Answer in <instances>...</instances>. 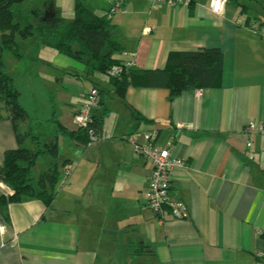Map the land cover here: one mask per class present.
Masks as SVG:
<instances>
[{
    "label": "crops",
    "instance_id": "1",
    "mask_svg": "<svg viewBox=\"0 0 264 264\" xmlns=\"http://www.w3.org/2000/svg\"><path fill=\"white\" fill-rule=\"evenodd\" d=\"M83 2L99 15L112 9L107 0ZM211 3L153 8V0H123L111 22L137 70L123 98L108 78L87 80L83 65L55 50L53 63L33 59L56 74L62 88L53 103L67 106L56 111L70 132L78 129L85 83L104 90L95 112L100 140L61 138L58 157L42 158L39 176L55 164L61 174L53 207L27 200L10 204L8 218L0 214V264H264V134L244 133L250 123L264 124V0H227L221 14ZM201 48L224 55L216 87L172 102L168 89L146 87L142 72L164 70L172 52ZM0 117L2 167L19 142L2 102ZM154 130L157 145L186 162L172 174V194L187 204L188 220L161 221L145 205L152 167L122 137L143 141Z\"/></svg>",
    "mask_w": 264,
    "mask_h": 264
},
{
    "label": "trees",
    "instance_id": "2",
    "mask_svg": "<svg viewBox=\"0 0 264 264\" xmlns=\"http://www.w3.org/2000/svg\"><path fill=\"white\" fill-rule=\"evenodd\" d=\"M229 1L239 4V0ZM196 3L197 0H193L191 6ZM109 14L99 15L88 9L83 1L77 0L75 18L69 22L61 18V13L50 2L40 10L36 0H0V102L5 104L19 142L16 150L6 152L4 164L0 167V181L9 189L7 194L0 193V214L7 218L8 207L13 203L40 200L47 208H52L61 174L55 164L36 178L34 169L37 163L42 158L54 160L58 157L61 138L88 145L90 137L83 128H78L76 132L68 131L60 122L52 102L48 110L44 109L48 113L46 118L38 113L33 117L25 103L27 88L21 87L20 81H25L29 88L36 91L44 88L43 82L38 73L34 78L22 80L19 75L9 74L3 62L4 55L9 51L17 60H22L25 58V47L31 43L37 48L53 49L83 65L87 80L96 83L92 80L96 74L108 78L115 92L123 98L131 84L130 78L137 70L135 67L125 70L118 77L109 75L110 70L122 62L117 56L125 52L114 33ZM223 68L224 55L220 49L201 48L172 52L164 70L142 73L146 75V87L168 89L172 102L185 91L216 87ZM94 87L98 89V86ZM98 90L102 107L105 92ZM101 122L93 116L91 127L99 137ZM27 123H30L29 130L23 131L22 126ZM261 237L264 239V234Z\"/></svg>",
    "mask_w": 264,
    "mask_h": 264
},
{
    "label": "built area",
    "instance_id": "3",
    "mask_svg": "<svg viewBox=\"0 0 264 264\" xmlns=\"http://www.w3.org/2000/svg\"><path fill=\"white\" fill-rule=\"evenodd\" d=\"M112 4L109 14L111 19L115 13L123 9V0H107ZM227 0H212L211 10L214 14L223 12ZM193 0H153V8L159 6L184 7L189 8ZM253 28H259L254 24ZM121 64L114 66L109 75L118 77L125 70L136 67V56L129 52L121 54ZM101 108V96L96 87H91L85 95V101L76 112L74 122L77 128H83L88 131L90 141L88 146L96 144L100 137L96 130L91 127L95 112ZM247 135L264 134V124L250 123L244 130ZM159 132L154 130L143 134V141H140L138 135L124 136L122 140L129 141L133 147L135 157L144 159L151 167L152 174L148 183V191L145 198V205L161 221L169 218L185 221L190 218V212L187 204L172 193V174L175 170L186 167V162L177 158L173 154L171 146L161 147L157 145ZM251 146V143L248 145ZM69 171V170H68ZM70 173L67 172V175ZM66 175V176H67ZM8 190V191H7ZM9 189L0 181V193L7 194ZM6 227L2 228L4 232Z\"/></svg>",
    "mask_w": 264,
    "mask_h": 264
},
{
    "label": "rangeland",
    "instance_id": "4",
    "mask_svg": "<svg viewBox=\"0 0 264 264\" xmlns=\"http://www.w3.org/2000/svg\"><path fill=\"white\" fill-rule=\"evenodd\" d=\"M31 0H29L30 2ZM77 0H36L38 8L40 10L43 9L46 3H53L55 5V8L57 11L61 13V18H63L65 21H73L75 18V5ZM84 1V0H81ZM33 3V2H31ZM92 4V0H89V5ZM1 34V31H0ZM1 43V40H0ZM25 58L22 60H17L11 52H6L4 55V64L6 71L13 75L17 76L19 75L22 79L28 78H34L36 74L38 73L39 79L43 82V87L40 91H36V89H31L28 87L27 84H25V81H20L21 87L27 88L25 90V103L28 107V110L30 111L31 115L33 117L37 115L41 116L42 118H46L47 111L44 109H49L51 107L50 102L57 101L56 96L57 92H61V84L59 86H56V82L53 81V79L56 77V74L52 71H49L47 67L40 66L37 61H34L33 59L46 61L53 63L54 62V50L50 48H46L45 50L42 49L41 51L38 49L28 48L25 47ZM60 76V74H57ZM85 89L88 91L92 85L89 83H85L84 85ZM80 100H82V96L80 94ZM84 98V97H83ZM36 99L38 102H36ZM81 102V101H80ZM58 103V102H57ZM55 103L53 104V107ZM67 106L63 103H59L57 107H55V110L65 111ZM30 124V123H29ZM42 125V124H41ZM46 164V160L41 159L37 165V167L34 169V175L35 177L39 176L41 171L44 169L43 165ZM8 191V190H7Z\"/></svg>",
    "mask_w": 264,
    "mask_h": 264
}]
</instances>
